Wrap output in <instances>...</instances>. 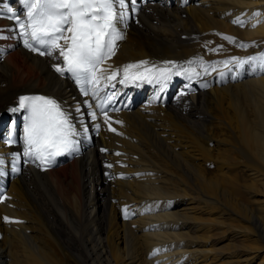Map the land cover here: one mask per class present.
I'll list each match as a JSON object with an SVG mask.
<instances>
[{
  "label": "bare ground",
  "instance_id": "1",
  "mask_svg": "<svg viewBox=\"0 0 264 264\" xmlns=\"http://www.w3.org/2000/svg\"><path fill=\"white\" fill-rule=\"evenodd\" d=\"M4 3L24 18L19 0ZM126 3V23L117 25L123 39L101 67L97 99H86L78 115L56 71L61 57L23 52L20 30L9 31L15 21L0 18L8 37L0 39V121L20 95L44 96L60 104L79 133L77 158L49 172L0 137V264H142V257L144 264H204L211 253L174 232L198 230L188 224L200 205L178 201L188 194L186 184L171 186L174 172L206 189H196V198L215 213L227 240L237 241L226 259L264 264V0H183L171 8L168 0H135V10ZM140 61L174 64L180 74L163 90L147 81L121 83L124 66ZM149 149L168 153L176 171ZM223 169L239 173L223 176ZM240 183L245 204L228 196L231 208L217 198L220 185ZM230 194L238 197V187Z\"/></svg>",
  "mask_w": 264,
  "mask_h": 264
},
{
  "label": "snow or ice",
  "instance_id": "2",
  "mask_svg": "<svg viewBox=\"0 0 264 264\" xmlns=\"http://www.w3.org/2000/svg\"><path fill=\"white\" fill-rule=\"evenodd\" d=\"M26 8L22 19L7 3L0 7V18L15 21V27L9 31H20L18 36L23 38L24 47L40 55L52 54L59 50L65 67H57L56 71L63 74L71 73L78 84H99L97 76L100 65L114 55V45L123 35L117 25L125 22L128 3L126 0H19ZM135 10V0H131ZM234 23L243 24L237 19ZM4 29L0 27V39ZM224 39L232 40L231 37ZM63 41V44L60 43ZM43 49V50H41ZM171 63V62H169ZM147 61L138 64H128L123 68L121 83L147 81L157 83L161 90L173 75L180 71L172 67H147ZM207 72V68L204 69ZM188 72V69H184ZM199 75V73H193ZM117 72L113 71L108 77L115 79ZM81 91L88 95L83 87ZM91 108V105H89ZM19 109L27 111V127L25 128V143L28 155L37 160L50 162L52 158L65 152L78 150L74 136L79 135L72 124L69 114H66L60 104L54 99L44 96H22L19 100ZM18 109H14L16 111ZM79 112V108H77ZM89 115L94 120L96 113ZM98 128L99 125H96ZM87 132V128L83 129ZM114 131V129H113ZM0 163H3L0 160ZM7 219V218H5Z\"/></svg>",
  "mask_w": 264,
  "mask_h": 264
},
{
  "label": "rangeland",
  "instance_id": "3",
  "mask_svg": "<svg viewBox=\"0 0 264 264\" xmlns=\"http://www.w3.org/2000/svg\"><path fill=\"white\" fill-rule=\"evenodd\" d=\"M173 95H174V92H172V96ZM3 119L0 122H2ZM132 133H133V131H130V134L133 137H135L134 133L133 134ZM149 151H151L155 155V157L159 158L161 160V162L165 163L168 167L171 166L170 169H174L176 171L177 167L174 165L173 159L170 157V155L166 151L165 152L167 154H165V155H162V154L159 155V154H157V152H155L154 150H151V149H149ZM146 155L149 157L148 153H146L145 156ZM167 155L171 159H169ZM171 163H173V164H171ZM201 164L202 163H199L197 168H199V166H201ZM157 167L159 169L165 171L163 169L164 168L163 166H157ZM201 167L204 168L206 171L212 170L210 165H208L207 163H205V165L201 166ZM125 168L130 169L129 166H125ZM237 172L238 171H236V170L223 169L222 175L223 176H231L232 174H236ZM129 173H132V171ZM166 174L168 175V173H166ZM170 175L172 177L171 179L173 180V182L171 183V186L175 185L176 188H179V186H180V189H183L184 185L186 184V188H187L186 194H188V195L181 196L180 199H178V201H180L182 203V202H189L192 199L193 200L197 199V203L200 204L199 206H198V204L195 205L196 207H194L193 214H192L193 220L190 221L188 224L189 227L191 226V228H192V226H194L198 230L194 231L195 229L189 230V228H188V229L178 230V231H174V232H176L178 234H182V236H184L186 239L187 238L190 239L192 237L193 239H190L188 241H197L198 242L197 244H194V248H196L199 251L204 250V251H209L208 253H211V255L207 256V261L204 264H232L231 261L229 259H226V258H227V256H231V254L235 251L234 243L237 241L235 239H232L231 237H229V240H227V238H228L227 233L226 234L222 233V229H220L223 227L216 225L215 213L204 208L203 207L204 203L201 201V199L196 198L197 197L196 189H201L205 193H207L206 189L202 188V187H199V188L193 187L190 184V182L188 184L187 182L183 181L182 177H181L182 175H180L178 173L174 172V173H171ZM131 179H132V176H127V177L123 178V180H125V181L131 180ZM181 181H182V183H180ZM183 182H185V183H183ZM177 183H179L178 186H177ZM235 187H238L240 194L238 197L232 198L230 192ZM221 192H224L226 194V196H221ZM217 194H218L217 198H219L222 201V203H224L225 205H227L231 208H232V202L228 201V199H226L228 196L231 199H233L237 205L240 204L241 202L243 204H245L249 198V195L247 193H245V190L243 188V183H240L238 185H231V184L220 185L219 190L217 191ZM260 205L262 206V209L264 212V203L260 204ZM226 223L229 225L228 222H226ZM39 227L42 228V225L40 224ZM77 243L80 244V242H77ZM191 244H193V243H191ZM146 259H147L146 257H142L140 262L142 264H144Z\"/></svg>",
  "mask_w": 264,
  "mask_h": 264
}]
</instances>
